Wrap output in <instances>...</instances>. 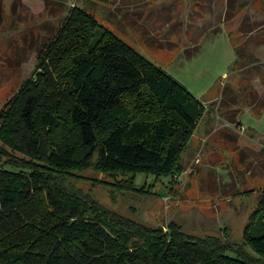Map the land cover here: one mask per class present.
Segmentation results:
<instances>
[{
    "label": "trees",
    "instance_id": "1",
    "mask_svg": "<svg viewBox=\"0 0 264 264\" xmlns=\"http://www.w3.org/2000/svg\"><path fill=\"white\" fill-rule=\"evenodd\" d=\"M244 50L236 46L239 69ZM231 88L220 101L227 110ZM205 110L162 67L72 7L40 49L35 75L0 111V264H264V191L237 245L176 222L146 226L73 183L90 168L129 174L121 185L140 192L148 184L136 185L139 173L174 177Z\"/></svg>",
    "mask_w": 264,
    "mask_h": 264
},
{
    "label": "rangeland",
    "instance_id": "2",
    "mask_svg": "<svg viewBox=\"0 0 264 264\" xmlns=\"http://www.w3.org/2000/svg\"><path fill=\"white\" fill-rule=\"evenodd\" d=\"M74 6L162 67L206 110L174 177L139 173L136 185L148 184L140 192L121 185L127 182L118 178L129 174L90 168L73 183L146 226L167 230L176 222L188 234L241 245L264 191V108L257 107L264 103V0H0V111L35 75L40 49ZM237 45L249 58L241 69ZM226 85L236 97L228 110L220 102Z\"/></svg>",
    "mask_w": 264,
    "mask_h": 264
}]
</instances>
